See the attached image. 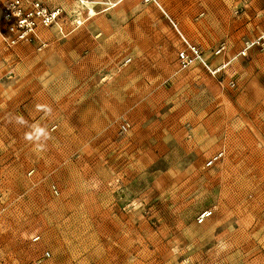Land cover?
<instances>
[{"label": "rangeland", "instance_id": "obj_1", "mask_svg": "<svg viewBox=\"0 0 264 264\" xmlns=\"http://www.w3.org/2000/svg\"><path fill=\"white\" fill-rule=\"evenodd\" d=\"M112 1L66 2L96 20L77 50L8 46L0 22V264H264V37L228 56L264 10L199 0L210 72L177 66L171 42L113 51L114 23L156 15ZM243 30L244 45L258 33Z\"/></svg>", "mask_w": 264, "mask_h": 264}, {"label": "crops", "instance_id": "obj_2", "mask_svg": "<svg viewBox=\"0 0 264 264\" xmlns=\"http://www.w3.org/2000/svg\"><path fill=\"white\" fill-rule=\"evenodd\" d=\"M68 1L69 0H47L49 4L47 5H52L51 7L60 6L64 9L66 14L68 7L71 8V6H73V9H71L72 11H77L75 10V7L78 6L75 3H73V5L70 4L71 6L67 5L66 2ZM115 1L116 0H113L112 2ZM118 1L119 2L117 4L112 6H116L125 0ZM239 1H242L241 3H244L245 6L251 5L254 10H264V0ZM198 3L199 0H175V3L170 4H168L164 0H145V5L150 6L156 16H148L142 18L130 17L122 19L121 23H114L115 26L112 27L111 39L114 43L116 42V45L113 47V51L116 52L119 49V41L127 42L124 45L121 44V48L125 49H131L132 47H134L135 41H140L142 43L141 47L146 50V54L150 57L162 56L164 46H166V44L170 42L174 45V47L176 46L177 53L178 50L184 47L186 43L201 47L202 51L207 49L214 43L213 37H209V35H212L214 25H210L208 20L206 19L210 15L208 13L209 11H207V7H202V9L200 10L198 7ZM204 13L205 17H203ZM89 18L90 17H78V15L76 18H71L70 14L64 15L59 19L56 25L46 28L39 27L37 29L38 40L33 42V44L37 46L39 44L38 41L44 42V47H42L41 49L37 48V50L40 51L47 46L54 45L55 41L58 42L61 40L62 46L69 47V45H72L71 49H80L78 42L73 41L75 40L74 38L78 36L79 32L82 29H85V25L90 23ZM77 21H79V23H77ZM95 21L96 20H94V22H91L90 24H94ZM242 24L244 25L238 30V32L233 35L229 34L228 56H232L230 61L232 60V58H236L240 50L244 47V44H242L243 42H241L240 36L238 35L239 32L242 33L245 31L243 30L244 27L255 25L258 28V33H256L253 38L247 39L248 41L255 40L256 38L262 36V33H264V23L259 22L257 17L249 22L243 21ZM119 25H121L120 28ZM100 32V29H96L95 34L98 35ZM94 45H96V41H94ZM249 51L253 52L255 51V49L252 48ZM64 64H69V60L66 56H62V65ZM178 65L179 63L177 64V66ZM207 69L212 72L209 66ZM175 78L176 76L174 75L173 79Z\"/></svg>", "mask_w": 264, "mask_h": 264}, {"label": "built area", "instance_id": "obj_3", "mask_svg": "<svg viewBox=\"0 0 264 264\" xmlns=\"http://www.w3.org/2000/svg\"><path fill=\"white\" fill-rule=\"evenodd\" d=\"M64 13L65 11L62 7L48 6L42 0H5L1 6L0 15L2 38L8 46H14L20 43H33L38 40L37 29L39 27L46 28L56 25L59 19L64 16ZM262 37L264 36L247 41L238 55L244 56L248 48L254 45H261ZM38 43V49L45 46L44 42L38 41ZM224 48L225 45L221 44L213 53L219 54ZM177 60L182 68L189 66L195 60L200 61L208 68L199 47L190 43H186L184 47L178 50ZM120 129L121 131H125L127 129V123H122ZM220 156L221 153L212 156L208 160L207 165L212 164ZM209 214V212L204 213L200 220ZM33 239H38V236H35Z\"/></svg>", "mask_w": 264, "mask_h": 264}, {"label": "clouds", "instance_id": "obj_4", "mask_svg": "<svg viewBox=\"0 0 264 264\" xmlns=\"http://www.w3.org/2000/svg\"><path fill=\"white\" fill-rule=\"evenodd\" d=\"M21 122H23L22 120H21ZM37 139L39 138V136L40 135H45V131L43 130V129H37ZM33 137H32V135L31 134H28L27 136H26V139H29V140H31Z\"/></svg>", "mask_w": 264, "mask_h": 264}]
</instances>
